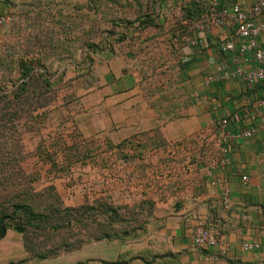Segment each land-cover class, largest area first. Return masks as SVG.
I'll list each match as a JSON object with an SVG mask.
<instances>
[{"label": "rangeland", "instance_id": "374dc122", "mask_svg": "<svg viewBox=\"0 0 264 264\" xmlns=\"http://www.w3.org/2000/svg\"><path fill=\"white\" fill-rule=\"evenodd\" d=\"M11 1L6 14L10 21L0 26V55L7 58V64L0 66L1 200L11 192L41 193L53 187L64 206L79 207L86 200L101 197L122 204L121 211L129 217L130 206L143 199L141 191L156 167L160 171L176 169L179 174L170 177L164 187H183L180 194H186L192 177L190 169L197 167L191 163L201 157L208 145L206 140H217V123V128L200 138L191 136L181 144L175 141L170 153L160 151L150 160L129 162L121 153L113 152L118 144H106V135L94 139L79 136L76 118L86 106H91V91L102 87L107 72H132L141 93L152 87L162 89L165 110L181 96L177 87V57L169 42L174 33L186 37L190 45V38L203 31L204 19L195 21L184 15L190 0H108L101 8L103 16L118 19V24L109 23L111 33L106 37L99 34L93 45H86L84 38L89 36L91 25L98 22L100 14L89 16V0H42L41 5L39 0ZM199 1L212 5V0ZM149 15L165 22L160 28H144L141 20ZM42 27L53 29L54 35L45 34L49 39L36 35L42 33ZM37 39H43L42 46ZM53 44L57 46L52 49ZM41 49L44 60L39 70L45 69L51 85H33L26 92L28 97L16 98L15 85L21 77L19 60L37 56ZM127 52L133 54L131 58L125 56ZM183 64L186 67V62ZM216 140L214 147L218 148ZM90 149L92 162L83 156ZM140 219L143 223L144 217ZM79 233L81 246L42 260L26 250L21 234L10 229L0 243V264L139 263L130 256L138 242L95 241L87 233Z\"/></svg>", "mask_w": 264, "mask_h": 264}, {"label": "crops", "instance_id": "0c3cea01", "mask_svg": "<svg viewBox=\"0 0 264 264\" xmlns=\"http://www.w3.org/2000/svg\"><path fill=\"white\" fill-rule=\"evenodd\" d=\"M257 1L219 0V5L239 4L248 11ZM9 11L6 1L0 0V16ZM255 22L264 23V14L255 16ZM193 37L200 39L202 46L188 45L182 51L188 73L186 84L192 97L185 112L163 118L143 96L132 72L113 71L106 73L101 88L92 89L91 106H86L76 118L78 126L84 138L106 135L114 142L157 128L168 141L175 142L206 133L224 116L228 118L227 131L233 135L257 127L251 137L233 143L228 164L203 169L204 190L158 201L152 221L172 251L179 254L182 264H264V130L260 128L264 110L260 114L257 106L264 99V80L251 89L242 77L215 80L207 86L205 79L216 66L223 64L230 71L234 69L232 54L222 49L224 42L234 37L237 52L241 45L249 43L237 36L236 28L230 25H212ZM258 45L248 47L244 53L245 71L260 65L256 56L258 49L264 51V29ZM243 176L248 180L244 181ZM226 188L230 189L228 207L224 203ZM198 219L208 228L221 231L227 245L224 254L218 246L202 249L193 243ZM245 242L258 246L244 249Z\"/></svg>", "mask_w": 264, "mask_h": 264}, {"label": "trees", "instance_id": "16d2710c", "mask_svg": "<svg viewBox=\"0 0 264 264\" xmlns=\"http://www.w3.org/2000/svg\"><path fill=\"white\" fill-rule=\"evenodd\" d=\"M5 1L9 6L12 5L11 0ZM107 1L89 0L88 2L90 6L89 16L100 14V17L98 22L94 21L91 25L89 36L84 38L86 45L95 44V39L99 34L103 35V37L108 36L111 33L108 26L109 23L118 24V19H106L103 16L102 9ZM39 2H41L40 5L44 3L42 0H39ZM211 7L207 3L205 5L203 1L190 0L185 5L183 12L191 20L199 21L204 19L203 22H206L211 20ZM42 12L43 9H40L39 14ZM164 22V19L156 21V17H152L151 15L141 20L144 28L151 25L159 27ZM40 30L42 33L36 35L42 36L45 39H49L45 35L47 33L52 36L54 35L53 29L48 28L45 30L42 27ZM173 34L171 33L169 46L172 48V52L175 51V56L177 57V87L181 90V96L178 98L179 101L178 99L171 101L169 108L165 110L162 104L164 101L162 89L152 87L150 90L142 91L143 96L149 100L150 105L156 112L163 118L168 119L177 116V111L181 109L186 110L192 103V97L186 84L188 73L183 64L185 61L183 59L184 54H182V51L189 45V42L183 35L176 36ZM42 40L37 39L40 46H42ZM50 40L52 41V38ZM55 46L57 44H53L52 49ZM42 53L41 49L37 56L22 57L19 60L18 68L21 77L19 83L15 85L14 91L18 92H15L16 98L20 99L21 95L28 97L26 92L33 85L41 87H49L51 85L50 79L45 77V69H43V72L39 70V66H43L44 56L41 55ZM132 55V53L127 52L125 56L131 58ZM6 64L7 58L0 55V66ZM1 108L0 101V112ZM214 128H217L216 124H212L208 131ZM79 136H82V134L80 133ZM195 136L200 138L201 135ZM185 139L176 142L177 144H181ZM214 140H206L208 145L204 146L201 157L191 163V165L194 164L197 167L190 169L192 177L188 192L196 190L194 191L196 193L204 190L203 169L223 159L224 154L220 148L214 147ZM106 144L109 147L118 144L113 152L121 153V156L130 162L135 160H150L154 153L160 151H168L170 153L174 142L168 141L160 129L157 128L154 131L134 135L119 142L108 139L106 140ZM83 156L88 158L87 161L92 162L91 149ZM201 164L204 166L203 168L200 166ZM156 169L157 171L152 170V175H148L149 180L147 183H151L149 185L146 183L141 191L143 199L139 203L130 206V210L128 211L129 217H126L124 212L121 211L123 208L122 204H117L101 197L93 201L86 200L79 207L64 206L61 196L53 187H49L41 193L29 191L21 193L20 191L15 194L14 192L9 193V195L4 194L3 201L0 197V243L6 237L8 231L13 229L23 236L26 250L43 260L81 246L82 240L78 236L79 232H84L87 233L88 238H94L95 241L123 244L138 242L137 248L133 250V255L130 254L131 258H134L133 260L139 261L136 264H182L179 254L172 251L168 240L158 232L159 227L152 221V215L155 204L158 201H167L171 197L181 196L180 191L184 188L178 187L175 190L173 187H164V184H166L170 177L179 174L176 169L167 170L166 168L164 171H160L161 169L157 167ZM155 188V191L158 192L149 191ZM178 204L180 205V203ZM137 207H139L137 213H133ZM126 208H128L127 205L125 206ZM140 216L144 217V225L141 222ZM58 238H61V241H56ZM199 248L203 249V247Z\"/></svg>", "mask_w": 264, "mask_h": 264}, {"label": "built area", "instance_id": "2783aa9c", "mask_svg": "<svg viewBox=\"0 0 264 264\" xmlns=\"http://www.w3.org/2000/svg\"><path fill=\"white\" fill-rule=\"evenodd\" d=\"M211 20L203 22L201 28L206 30L210 26L217 27L234 26L236 28V35L244 37L248 40L249 44L240 46V50L236 51V39L234 37L228 38L223 44V51L230 52L232 54V60L234 62V69L228 70L225 65H218L215 70H212L205 79V84L208 86L213 81L219 79H233L236 77H242L246 83V86L251 89L254 85L264 80V51L258 49L256 59L260 62V65L249 71H245L242 62L244 59V53L248 47H257L258 37L261 31L264 29V23L257 24L255 22V16L264 14V0H258L250 10H244L239 4H233L231 6L219 5V0H212L211 5ZM10 21L9 16H0V25L7 24ZM191 46H202V41L198 38H190ZM217 72L221 73V76L217 75ZM258 110H264V99L258 101ZM219 126V135L216 140V145L224 154L223 159L220 162H214L212 167L216 165H226L229 163L228 153L230 152L233 143L241 138L251 137L257 130V127L252 126L235 135L227 131L228 118L223 117L216 122ZM264 130V124L260 126ZM209 167V168H210ZM242 179L247 181L248 178L243 176ZM224 203L228 207L230 205V189L226 188L224 191ZM193 243L198 247H220L221 253H225L227 250L226 242L219 229L208 228L202 219L196 221L193 235ZM257 243L243 244L244 249H253L257 247Z\"/></svg>", "mask_w": 264, "mask_h": 264}]
</instances>
